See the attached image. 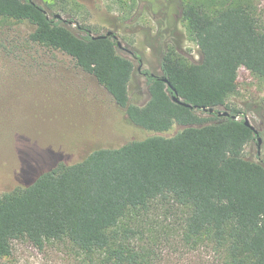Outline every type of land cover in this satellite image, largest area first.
<instances>
[{
	"label": "trees",
	"instance_id": "16d2710c",
	"mask_svg": "<svg viewBox=\"0 0 264 264\" xmlns=\"http://www.w3.org/2000/svg\"><path fill=\"white\" fill-rule=\"evenodd\" d=\"M59 1L66 0L51 3ZM161 2H153V14L179 10L201 59L192 61L160 38L161 74L147 71L150 98L138 105L129 94L134 63L119 53L117 38H94L105 33L89 25L77 30L32 0H0V21L34 24L32 41L69 54L150 132L73 164L59 162L2 194L0 257L10 256L18 240L38 248L58 241L72 246L83 264H149L153 249L144 234L153 245L170 240L155 216L166 209L182 214V242L211 248L215 264H264V158L244 157L256 135L243 119L201 109L225 107L239 117L227 100L240 68L264 79V7L261 0ZM176 92L199 108L173 101Z\"/></svg>",
	"mask_w": 264,
	"mask_h": 264
},
{
	"label": "rangeland",
	"instance_id": "374dc122",
	"mask_svg": "<svg viewBox=\"0 0 264 264\" xmlns=\"http://www.w3.org/2000/svg\"><path fill=\"white\" fill-rule=\"evenodd\" d=\"M32 1L50 16L59 13L72 21L70 25L77 30L78 25H89L98 33L113 31L121 42L119 53L134 63L129 83L134 104L144 105L150 98L147 71L161 74L160 38L192 61L201 59L199 46L182 24L179 10L171 6L170 12L154 15L156 0ZM167 2L161 3L168 7ZM261 5L264 7V0ZM166 13L171 16L163 23ZM34 30L35 25L28 20L0 21V196L59 162L73 164L96 149L141 140L150 134L134 124L96 77L79 67L69 54L32 41ZM227 102L241 111L238 118L247 116L259 130L261 155L256 137L244 148L245 158L259 161L264 158V79L240 68L237 90ZM179 212L163 209L155 213L168 229L170 240L153 245L144 234V245L153 249L149 264H215L217 256L211 248L182 242ZM0 264L83 263L68 243L52 241L38 248L18 240L10 256L0 257Z\"/></svg>",
	"mask_w": 264,
	"mask_h": 264
},
{
	"label": "water",
	"instance_id": "95a60500",
	"mask_svg": "<svg viewBox=\"0 0 264 264\" xmlns=\"http://www.w3.org/2000/svg\"><path fill=\"white\" fill-rule=\"evenodd\" d=\"M54 17L56 19H60V18H63L61 14L59 13H55L54 14ZM69 23H72V21H69ZM114 36L115 38H117L116 35H114L113 31H108L107 33L105 34H100V35H92L94 38H99V37H106V36ZM117 44L118 46H121V42L120 41H117ZM162 80L164 82L167 83V85L169 87H172L175 91V88L172 86L171 82L168 80L167 77L165 76H162ZM172 100L177 102V103H180L182 105H185L187 107H190L192 109H197L199 108L197 105H192L190 103H187L185 101H183L179 95L177 94V92L172 96ZM201 109L205 110V111H208L210 113H217L219 116H231L232 118H238V114H232L230 111L228 110H221V109H218L216 107H202ZM243 121L245 123V125L249 126L255 133L256 135V138H257V141H258V155H261L262 153V150H261V146H262V143H263V139L262 137L260 136V133H259V130L250 122L249 118L247 116H244L243 118Z\"/></svg>",
	"mask_w": 264,
	"mask_h": 264
},
{
	"label": "flooded vegetation",
	"instance_id": "af4514ba",
	"mask_svg": "<svg viewBox=\"0 0 264 264\" xmlns=\"http://www.w3.org/2000/svg\"><path fill=\"white\" fill-rule=\"evenodd\" d=\"M140 69V68H139Z\"/></svg>",
	"mask_w": 264,
	"mask_h": 264
}]
</instances>
